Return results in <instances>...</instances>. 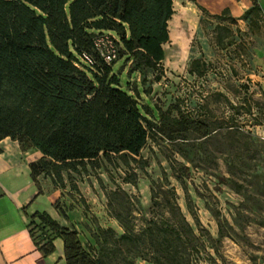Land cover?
<instances>
[{"label": "trees", "instance_id": "1", "mask_svg": "<svg viewBox=\"0 0 264 264\" xmlns=\"http://www.w3.org/2000/svg\"><path fill=\"white\" fill-rule=\"evenodd\" d=\"M174 0H0V142L18 141L23 151L36 149L40 159L30 163L31 177L40 175L65 186L68 178L90 175L105 162L124 168L126 182L137 176L131 161L142 159L150 137L169 141L211 134V125L178 105L162 110L147 96L143 80L133 89L114 64L125 59L127 73L163 70V44L169 41L168 22ZM221 28V27H220ZM110 33L118 57L106 63L96 49V36ZM230 35H220L219 43ZM84 54L94 58L90 64ZM206 63L192 61V73L202 74ZM129 75V77H130ZM163 76H156L160 80ZM131 78V77H130ZM145 80V77H144ZM2 148L0 147V153ZM141 168H144L141 167ZM177 179L182 180L180 175ZM152 202L159 192L152 182ZM169 185V183H168ZM39 187V193L43 189ZM170 196V197H169ZM174 187L165 189L170 217L150 221L138 233L127 227L116 242L153 264H192L196 238L192 224L176 203ZM173 200V202H171ZM55 208L67 215L55 203ZM30 225L39 230L36 243L43 254L64 241L66 264H105L94 257L79 231L36 212ZM135 250V251H133Z\"/></svg>", "mask_w": 264, "mask_h": 264}, {"label": "rangeland", "instance_id": "2", "mask_svg": "<svg viewBox=\"0 0 264 264\" xmlns=\"http://www.w3.org/2000/svg\"><path fill=\"white\" fill-rule=\"evenodd\" d=\"M173 7L163 70L146 68L131 76L124 58L114 69L133 89L143 80L147 96L162 110L176 104L195 118L203 115L211 134L198 138L192 132L175 141L150 137L143 158L131 161L138 175L129 177L135 182L124 180L122 166L105 162L90 175L72 174L73 181L65 175V186L43 175L38 185L60 191L58 206L67 218L58 211L59 222L76 228L105 264H153L116 240L126 227L138 233L148 222L170 217L168 187L175 188L176 203L195 230L192 264H264V113L257 104L264 100L242 82L250 67L248 48L259 45L244 30L247 46L240 47L242 29L230 16L211 15L191 0H174ZM227 34L220 44L219 36ZM194 59L206 63L202 74L191 72ZM23 152L40 159L32 149ZM153 181L160 193L155 206Z\"/></svg>", "mask_w": 264, "mask_h": 264}, {"label": "crops", "instance_id": "3", "mask_svg": "<svg viewBox=\"0 0 264 264\" xmlns=\"http://www.w3.org/2000/svg\"><path fill=\"white\" fill-rule=\"evenodd\" d=\"M191 1L198 2L211 15L230 16L242 29L237 41L240 47L247 46L243 31L248 30L245 34L259 46L254 51L248 48L250 67L242 82L251 85L254 96L264 100V0ZM257 104L264 113V102L257 101ZM0 147V264H66L63 239L55 238V250L45 255L30 225L36 212H47L60 220L55 208L60 191L43 189V193L38 194L39 187L31 177L30 168L35 159H29L28 152L24 153L18 142L9 137L0 142ZM32 152L39 154L38 158L42 156L39 150L32 149Z\"/></svg>", "mask_w": 264, "mask_h": 264}, {"label": "built area", "instance_id": "4", "mask_svg": "<svg viewBox=\"0 0 264 264\" xmlns=\"http://www.w3.org/2000/svg\"><path fill=\"white\" fill-rule=\"evenodd\" d=\"M94 43L97 51L106 63L110 64L118 57V45L115 41V37L112 34H100L95 37ZM84 59L90 64L95 63L94 58L90 55L84 54ZM32 229L36 235H39L40 232L37 228L32 226Z\"/></svg>", "mask_w": 264, "mask_h": 264}]
</instances>
